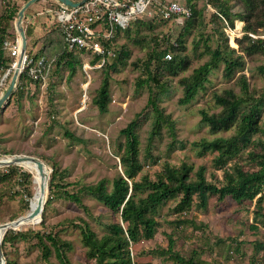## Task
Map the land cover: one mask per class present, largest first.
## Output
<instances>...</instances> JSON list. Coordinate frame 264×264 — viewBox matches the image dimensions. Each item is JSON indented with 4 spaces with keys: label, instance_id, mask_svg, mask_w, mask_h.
Masks as SVG:
<instances>
[{
    "label": "rangeland",
    "instance_id": "1",
    "mask_svg": "<svg viewBox=\"0 0 264 264\" xmlns=\"http://www.w3.org/2000/svg\"><path fill=\"white\" fill-rule=\"evenodd\" d=\"M7 1L0 0V14ZM43 1L35 2L34 9L39 16L45 14L44 9L40 10L46 3ZM180 1L203 8L202 24L195 23L186 29L185 22L164 19L159 14L146 15L142 18L146 24L135 19L130 29L120 34L118 50L122 51L126 46L130 52L109 69L108 111H100L95 102L105 77L102 67L91 70L92 81L85 86L83 62L87 55L80 56L74 69L65 63H57L45 85L35 84L27 78L23 94L13 91L9 102L0 108V158L34 155L42 159L50 171L49 183L55 173L53 191L49 184V194L39 222L9 229L4 235L11 238L3 247L4 264L7 261L11 264H62L49 235L59 237L66 247L70 244L66 254L71 262L96 264L95 259L89 256L82 226L88 223L101 237L109 232L108 225L114 221L121 222V217L81 189L103 178L107 180L108 188L112 187L114 178L123 171L121 153L124 149L120 150V147L126 141L123 129L131 122H135L132 130L137 134L139 154L144 164L137 178L147 174L156 179V174L166 162L175 166L183 163L192 165L194 181L198 169L205 167L207 179L217 184L222 183L226 170H234L236 163L244 169L259 168L251 159L252 151L258 150L254 142L240 144L239 152L224 166L216 162L217 150L202 153L203 143L235 133V125L213 131L203 120L202 112L220 113L222 106L216 102L215 93L232 90L242 98L241 110L251 101H262L261 125L264 127V47L260 51L249 50L257 38H244V34L238 31V28L244 31V19L236 17L231 24L220 16V0ZM227 1L234 13L244 12L243 4L238 0ZM52 26L57 30L55 21ZM13 29L16 31V26ZM173 45L180 49H172L169 53L172 57L181 53L186 58V65L176 74L163 77L160 80L162 85L158 86L149 78L156 65L152 63L148 68L146 62L150 52ZM34 46L38 50L41 44ZM231 48L235 51L232 52ZM217 49L226 57L229 54L241 55L243 64L233 75L227 76L226 63L220 59L211 68L205 88L199 89L192 101L181 104L179 99L184 94L181 79L205 62L212 61L213 51ZM57 50L49 54L55 55ZM172 57L165 56L166 59ZM11 59L9 68H12L16 57L11 56ZM7 72V68H0V80H5L0 96L9 87L14 69L3 78ZM244 78L247 89L243 86ZM150 85L159 105L174 122V138L166 124L159 133H152L156 111L148 105ZM260 134H255L253 139ZM12 165H17L13 171L10 165L0 166V176L4 173L9 175L0 182V225L25 214L27 201L31 202L34 197L29 196V192L33 193L32 177L27 181L24 176L33 172L20 164ZM66 192L79 193L81 203L69 198ZM177 199H170L159 209L157 218L160 224L154 237L133 243L134 264H179L169 252H165L170 237L176 252L187 258L194 257L202 264H249L252 260L256 264H264V196L261 202L255 199L238 203L230 196L219 200L217 195H213L205 208L194 200L183 212L175 210ZM37 233L44 236L50 246L48 256Z\"/></svg>",
    "mask_w": 264,
    "mask_h": 264
},
{
    "label": "trees",
    "instance_id": "2",
    "mask_svg": "<svg viewBox=\"0 0 264 264\" xmlns=\"http://www.w3.org/2000/svg\"><path fill=\"white\" fill-rule=\"evenodd\" d=\"M28 1V0H25ZM243 4V13H234L231 10V5L227 0H220L218 4L220 16L227 19L231 24H234L236 17L245 20L244 38H253L248 34L249 32L264 33V0H238ZM55 4H50L48 8H54ZM192 15L185 20V28L189 29L195 23L202 24L203 8H197L195 4L191 5ZM20 8L14 0H8L4 6V11L0 14V66L9 68L12 62L11 57L4 55L3 44L6 39H16V33L12 32L13 21ZM255 17L254 21L252 19ZM137 18L138 23L146 24V21ZM133 22V21H132ZM127 27L123 31L129 30ZM123 31H118L115 41H118L120 34ZM260 32V33H259ZM29 30H26V35L29 37ZM44 42L43 53L49 58L48 62V77L52 74V70L56 64L65 63L71 69L76 67L80 61L79 53H70L65 49V41L62 31L59 27L53 30L46 37H43ZM250 51H260L264 47V39L257 38L253 40ZM54 47V49H52ZM110 49H115L116 55L108 58L107 63L102 67L105 72L102 85L99 89L95 102L100 111H108V103L110 101V79L109 69L115 67L119 59H123L129 55V48L124 46L122 51L118 50V44H107ZM31 49V47H28ZM58 49V50H57ZM180 48L173 46H166L160 50L150 52L148 61L146 62L149 68L152 63H155L156 70L150 72L149 78L153 80L158 86H161V79L169 74H176L182 66L186 65L184 56L181 53H176L172 59H166V53ZM57 50V54L50 55L49 53ZM210 50V49H209ZM234 52L235 49L231 48ZM212 61H207L194 70L189 76L181 79L184 85V94L179 99L181 104H187L193 100L199 89L205 88V82L208 81V74L212 67H215L220 59L226 63V75L231 76L234 74L236 68L243 64L241 55L228 57L223 56L220 50L213 51ZM29 78L24 73L18 77V82L14 91L22 95L26 87V79ZM148 81V80H147ZM146 81V82H147ZM165 86V85H163ZM243 86L247 89V83L244 78ZM1 92L3 87H0ZM15 94V93H14ZM215 99L218 104L222 106V110L217 114H209L206 111L202 112L203 120L208 123L213 131L220 129H228L235 125V133L230 137H217L210 142L203 143V152L208 150H217L218 155L216 162L219 166L224 164L239 152L240 144L249 145L255 143V148L258 150L252 151V160H254L259 167L258 169H244L241 165L237 164L233 171L226 170L224 179L221 184L209 181L205 174V167H200L197 171L196 180H192L193 166L183 163L180 166L172 165L169 162L164 163L163 169L156 174V179L150 178L149 175H141L137 178L138 174L143 169V161L139 154V141L137 134L132 130L135 122H131L127 128L123 129L126 134V141L123 146L124 149L121 153V164L123 171L114 178L112 187L108 188L106 179H101L96 183L85 185L81 190L93 195L96 199L103 202L107 207L112 210L114 215H120L121 222L114 221L109 224V232L103 236H98L95 231L91 229L88 223L82 226L85 244L89 247V256L95 259L96 264H134L131 255L132 245L142 239H151L154 237L160 224L157 215L159 209L170 199H177L175 210L183 212L188 209L194 200L200 207L205 208L208 204L209 198L217 195L219 200H224L230 196L238 203L255 199L261 202L264 196V127L261 125V105L262 101L254 100L241 110V99L232 90H225L222 93H215ZM10 100V98H9ZM6 102H9L8 99ZM148 105H151L156 111V118L154 121L153 135L160 132L163 125H167L170 133L174 138L175 128L174 122L168 114H165L162 107L158 103V99L153 95V89L150 85V96ZM261 133L259 137L253 139V136ZM71 137L75 136L67 131ZM152 158L151 155H149ZM17 165H10L13 171ZM31 172V171H30ZM32 173V172H31ZM9 175L3 174L0 176V182L6 179ZM27 181L33 180V193L29 192V196L35 193V178L30 173L24 174ZM55 173L52 174L50 179V190L53 191ZM49 194V190H48ZM69 198L81 203L79 193H68ZM31 197V198H32ZM28 207V208H27ZM261 207V205H259ZM26 208L30 209V202L27 201ZM264 217V212L262 213ZM39 222V221H38ZM38 222L34 223L36 225ZM264 222V221H263ZM32 226L33 224H27ZM27 225L19 226L18 229L26 227ZM8 232V231H7ZM39 243L44 249L45 255L48 256L50 246L46 243L44 236L37 233ZM48 238L56 248L57 256L62 264H76L71 262L66 254L69 247L60 242L59 237L49 235ZM11 240L8 236L4 237L2 246L6 241ZM165 252H169L170 256L179 264H202L194 257H184L173 249V239L170 237L169 247ZM6 264H11L7 261ZM249 264H256L254 260Z\"/></svg>",
    "mask_w": 264,
    "mask_h": 264
},
{
    "label": "built area",
    "instance_id": "3",
    "mask_svg": "<svg viewBox=\"0 0 264 264\" xmlns=\"http://www.w3.org/2000/svg\"><path fill=\"white\" fill-rule=\"evenodd\" d=\"M52 17L57 26L61 29L65 49L70 53L87 55L83 62L86 83L88 86L92 81L91 70L103 67L108 58L116 55L115 49L108 48L107 44L113 47L118 44L115 41L117 32L125 30L132 21L146 15L159 14L164 19H174L184 23L192 15V7L182 3L180 0H85L82 3L72 6L59 2L54 8H46L44 12ZM241 34L245 32L238 28ZM252 38H262L264 33H248ZM6 39L3 44L4 55L16 57L12 68L17 67V58L20 52V37ZM171 58L168 52L165 55ZM48 62L46 54L27 47L24 54L20 73L28 76L32 82L45 85L48 81ZM0 68H3L0 66ZM12 68H7L8 72ZM5 80H0V87ZM134 257L133 251H131Z\"/></svg>",
    "mask_w": 264,
    "mask_h": 264
},
{
    "label": "water",
    "instance_id": "4",
    "mask_svg": "<svg viewBox=\"0 0 264 264\" xmlns=\"http://www.w3.org/2000/svg\"><path fill=\"white\" fill-rule=\"evenodd\" d=\"M38 0H28L26 1L18 10L17 12V16H16V27H17V31L19 33V37L21 40V47H20V52L17 58V67L14 69V73L11 79V82L9 84V87L4 91V93L1 95L0 97V108L3 107L4 103L7 101V99L10 98V96L12 95V92L14 91L16 84H17V80L19 77V73H20V66L24 57V54L26 52V49L28 47V39H27V35L23 26V17L25 15V11L26 9L34 2H36ZM61 2H64L66 4L75 6L78 5L80 3H82L85 0H80V1H75V0H59ZM22 161H31L37 164V166L40 169V172L42 174V185H41V195H40V199H39V203L36 209L31 210L23 215H20L19 217H17L16 219H13L11 221L5 222L3 224L0 225L1 228H5L7 229L6 232L10 229H15L16 227L23 225L25 223H29L30 221L34 220V217L36 216V214L38 212L43 211L44 207H43V203H44V197H45V193H46V188H48L49 190V183H48V179L49 177L45 174L44 172V167H45V163L42 159H40L39 157H36L34 155H16L14 158L9 159V160H0V165H12V164H20V162ZM122 172V171H121ZM5 232V233H6ZM5 235V234H4ZM4 238V236H3ZM2 240H0V264H4L5 263V256H4V251H3V246H2Z\"/></svg>",
    "mask_w": 264,
    "mask_h": 264
},
{
    "label": "crops",
    "instance_id": "5",
    "mask_svg": "<svg viewBox=\"0 0 264 264\" xmlns=\"http://www.w3.org/2000/svg\"><path fill=\"white\" fill-rule=\"evenodd\" d=\"M16 1L18 4L21 5L23 4L24 0H14ZM45 5L41 6L40 10L42 9H46L48 7V5L50 4H55L57 5L60 1L59 0H44L43 2H45ZM75 1H80V0H75ZM42 2V1H40ZM39 4V3H38ZM37 3H32L25 11V15L23 17V26L26 30H29V37L28 38V47H34V45H37L38 43L41 44L40 48L37 50L40 53H43V48H44V42L42 41L43 37H46L48 34H50L53 30V19L47 14V12L45 11L44 15H38L37 11L34 9V6H36ZM41 10V11H42ZM53 20V21H52ZM15 22L16 26V21H13V23ZM17 28V27H16ZM13 33H16V36H18L17 33V29L15 31V29H12ZM1 97V96H0ZM6 103V102H5ZM4 106V105H3Z\"/></svg>",
    "mask_w": 264,
    "mask_h": 264
},
{
    "label": "bare ground",
    "instance_id": "6",
    "mask_svg": "<svg viewBox=\"0 0 264 264\" xmlns=\"http://www.w3.org/2000/svg\"><path fill=\"white\" fill-rule=\"evenodd\" d=\"M15 156L16 155L9 156V157H1L0 160H9V159L14 158ZM20 165L28 168L30 171L33 172V174L35 175V179H36V182H37V186H38V190H36V192L33 195L34 197H33L32 201L30 202V209H29V211H31V210L36 209L37 206H38V203H39V199H40V195H41L42 174L40 172L39 167L34 162H31V161H22V162H20ZM0 166H4V165H0ZM44 172H45V174L48 177L50 176V171L48 170L46 164H45V167H44ZM48 183H49V179H48ZM47 196H48V188H46V193H45V197H44L43 207H44V205H45V203L47 201ZM29 211H27V212H29ZM41 216H42V211L41 212H38L36 214V216L34 217V220L30 221L29 223H25L23 225H27V224H32V223L38 222V220L41 218ZM20 226H22V225H20ZM18 227H16L15 229H18ZM6 230L7 229L0 227V240L3 239L4 234H6L5 233Z\"/></svg>",
    "mask_w": 264,
    "mask_h": 264
}]
</instances>
